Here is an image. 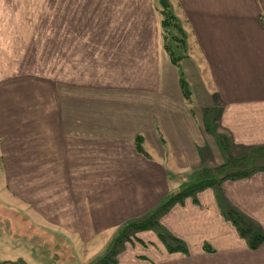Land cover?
Instances as JSON below:
<instances>
[{
	"label": "crops",
	"instance_id": "obj_1",
	"mask_svg": "<svg viewBox=\"0 0 264 264\" xmlns=\"http://www.w3.org/2000/svg\"><path fill=\"white\" fill-rule=\"evenodd\" d=\"M58 1L99 8L93 30L108 12L115 15L110 23H127V30L104 27L108 42L152 54L154 74L143 73L149 77L138 83L143 95L131 100L88 96L81 77L83 93L66 96L57 111L49 81L9 73L17 71L18 55L7 36L23 37V14L0 11V24L10 25L0 31V263L30 264L29 247L49 245L57 234L95 256L121 224L152 210L196 170L264 150V0H167L187 32L191 63L181 68L188 101L160 32L144 30L159 0ZM33 2L0 0V6ZM94 34L103 39L106 32ZM136 134L148 157L136 151ZM231 208L264 235V169L224 179L161 213L160 230L181 240L184 250H168L149 228L129 237L112 264H264V239L249 248L225 216ZM8 211L19 219L10 242Z\"/></svg>",
	"mask_w": 264,
	"mask_h": 264
},
{
	"label": "rangeland",
	"instance_id": "obj_2",
	"mask_svg": "<svg viewBox=\"0 0 264 264\" xmlns=\"http://www.w3.org/2000/svg\"><path fill=\"white\" fill-rule=\"evenodd\" d=\"M47 1L50 5H46ZM23 2L26 3V1ZM36 2L39 4L36 5ZM33 3V5L25 4L17 8L0 6L1 12L12 9V15H14L15 11L23 14V18L20 17L23 23L19 24L22 25L23 37L17 38L14 32L7 36V43L10 42L12 46H15L14 50L16 55H18L17 60L14 61V63H17V71L9 73H13L17 78L29 77L49 81L54 88L52 98L56 101L57 111L61 109L62 102L66 96L75 98L83 91L88 96L117 97L126 98V100H131L130 96L132 94L143 95L144 88L139 86L138 83H141L143 78H149L146 75L144 76V72L147 71L146 73H148V71H151L154 74V66L149 63L154 57L152 54L128 53V50L122 49V46L117 44V42L111 44V40L108 42L107 39L110 36V31L104 28L106 26L114 27L112 30L114 31L120 27L119 29L127 30V23H110L109 21L115 15L112 12H108L110 17L107 20L102 19L104 23L97 24L96 29L93 30L91 28H94L95 24L91 22V18H94L95 12L99 8L65 7L61 6L58 0H34ZM156 9L154 21L151 24L145 23L144 30L160 32V39L164 49L162 27L159 24V19L161 20L160 0ZM118 16L120 17V12ZM16 24L18 25V22ZM176 24L180 26L178 22ZM132 25L130 24V27ZM9 28V24H0V31H9ZM94 31L106 32V35L103 39L95 38ZM186 34L187 32L184 30L182 32L177 28H171L169 32V44L173 48H177L179 52H182V49H186L183 54H178L182 55L179 63L185 80L187 75L181 68L182 64L188 65L191 63L188 62L189 59L186 54L188 52V47L185 46ZM81 77L84 79V84L87 81L88 86L82 87L83 91L80 92L79 80ZM130 84H133V86H129ZM56 125H58V122ZM138 135L140 134L134 136V146ZM140 136L142 137L143 146V136ZM143 149L146 151L144 146ZM148 151L157 158L153 151ZM226 161L228 162L226 165L228 166L227 169L225 172L219 173L218 176L221 174L226 175L232 171L246 170L255 164H264V150L256 149L249 152L242 159H228ZM88 173L90 175L89 171ZM94 173H91L90 177ZM90 177H88V181L94 180ZM18 221L8 211V231L6 232L9 234L8 242L16 238L15 224ZM135 232H138V230ZM135 232L126 231L123 233L118 250L123 243L129 241V237ZM71 240L72 237H63L57 234L54 237V242H50L49 245H42L41 242L39 246H30V264H92L91 261L95 256L91 257L93 254H90V247L77 246L78 243L75 240L71 242ZM0 247L3 250L5 249L4 241L1 238ZM19 249L16 248L15 253ZM20 251L23 250L20 249Z\"/></svg>",
	"mask_w": 264,
	"mask_h": 264
},
{
	"label": "trees",
	"instance_id": "obj_3",
	"mask_svg": "<svg viewBox=\"0 0 264 264\" xmlns=\"http://www.w3.org/2000/svg\"><path fill=\"white\" fill-rule=\"evenodd\" d=\"M161 4V20L160 25L162 27V33L164 38V49L169 55V59L172 64L177 68L179 76V84L181 91L185 100H189L191 91L187 85V81L183 78L182 70L180 69V60L182 55L175 53L174 48L169 44V32L171 28H177L183 32V28L176 24V17L169 9L167 0H160ZM174 39V38H173ZM185 57V55H183ZM135 148L137 152L148 157L147 152L143 149L142 146V137L140 135L136 136L135 139ZM234 162V161H233ZM228 162L223 164L218 168H208L203 167L196 170L191 179L186 180L180 183L179 188L175 192L168 193L165 198L159 202L152 210L142 215L141 217L128 220L121 224L115 232V235L107 242L104 250L98 255H95V258L91 261L92 264H112L116 261V254L118 253V246L122 240L123 233L126 231H140L144 229H155L158 237L163 241L167 246L168 250H184V245L181 240L175 238L171 234L161 231L159 227V216L161 213L166 211L170 206L175 203L182 202L186 197L194 196L198 191H201L205 188L212 187L214 185L220 184L224 179L237 178L249 175L256 169H264V165L259 167H250L246 170L232 171L228 172L226 175L219 173L225 172L228 166ZM225 216L231 221V223L236 227L240 236L245 238L247 245L251 249L257 248L264 239L262 232L257 230L253 224L248 221L242 214H240L235 209H229L226 211ZM0 264H25L23 261H14L10 263H0Z\"/></svg>",
	"mask_w": 264,
	"mask_h": 264
}]
</instances>
